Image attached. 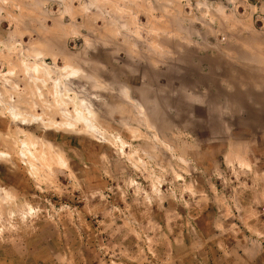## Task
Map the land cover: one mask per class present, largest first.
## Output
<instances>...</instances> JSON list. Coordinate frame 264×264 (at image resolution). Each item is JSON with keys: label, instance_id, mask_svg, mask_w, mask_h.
<instances>
[{"label": "rangeland", "instance_id": "1", "mask_svg": "<svg viewBox=\"0 0 264 264\" xmlns=\"http://www.w3.org/2000/svg\"><path fill=\"white\" fill-rule=\"evenodd\" d=\"M259 92L264 0H0V264H264Z\"/></svg>", "mask_w": 264, "mask_h": 264}, {"label": "bare ground", "instance_id": "2", "mask_svg": "<svg viewBox=\"0 0 264 264\" xmlns=\"http://www.w3.org/2000/svg\"><path fill=\"white\" fill-rule=\"evenodd\" d=\"M54 94H56L57 96H59L60 97V93H58L57 91L56 92H54ZM56 101V100H55ZM58 102V109H59V111H60V113H61V115L62 116H69V112L67 111V109H66V103L63 101V100H61V101H57ZM75 113H76V116H77V118H78V121H82V122H86L87 120L84 118V116H83V113L81 112V111H78V110H75L74 111ZM17 120V119H16ZM24 121V120H23ZM23 124V123H22ZM26 124V122H24V125ZM58 125V124H57ZM65 126H69V124H64ZM56 127V126H55ZM59 127H62V126H59ZM32 146H34V144L32 145Z\"/></svg>", "mask_w": 264, "mask_h": 264}, {"label": "crops", "instance_id": "3", "mask_svg": "<svg viewBox=\"0 0 264 264\" xmlns=\"http://www.w3.org/2000/svg\"><path fill=\"white\" fill-rule=\"evenodd\" d=\"M234 1H237V0H234ZM260 94L261 95L258 96V102H262L264 104V93H260ZM262 110L264 111V107L262 108Z\"/></svg>", "mask_w": 264, "mask_h": 264}]
</instances>
